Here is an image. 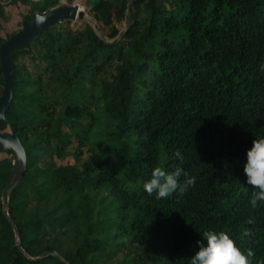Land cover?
Returning <instances> with one entry per match:
<instances>
[{"label": "trees", "instance_id": "obj_1", "mask_svg": "<svg viewBox=\"0 0 264 264\" xmlns=\"http://www.w3.org/2000/svg\"><path fill=\"white\" fill-rule=\"evenodd\" d=\"M12 2L28 6V21L61 5ZM85 6L101 31L67 18L13 55L0 128L21 138L27 168L8 194L15 230L3 211L13 165L0 157V264H190L206 230L264 262V201L251 207L243 172L245 150L264 136V0ZM156 165L195 179L182 174L157 199L143 188Z\"/></svg>", "mask_w": 264, "mask_h": 264}, {"label": "clouds", "instance_id": "obj_2", "mask_svg": "<svg viewBox=\"0 0 264 264\" xmlns=\"http://www.w3.org/2000/svg\"><path fill=\"white\" fill-rule=\"evenodd\" d=\"M38 20H43V17H38ZM176 156H181L179 151L176 152ZM243 172L246 182L253 186L249 204L255 208L258 201H264V136L254 138L245 150ZM182 174L186 178V185L193 183L195 178L189 177L182 168L169 170L156 165L151 169L143 188L149 195L155 194L157 199L169 197L182 186L179 181ZM202 237L197 241L198 247L191 256L190 264H249L248 257L252 255L251 250L247 253L242 251L229 233L206 230L202 233Z\"/></svg>", "mask_w": 264, "mask_h": 264}, {"label": "water", "instance_id": "obj_3", "mask_svg": "<svg viewBox=\"0 0 264 264\" xmlns=\"http://www.w3.org/2000/svg\"><path fill=\"white\" fill-rule=\"evenodd\" d=\"M38 17H43V20H38ZM76 17H84V10L80 9L77 3L71 5L61 4L48 11L37 12L33 20L28 21L27 19H23L22 28L1 43L0 74L3 75V81L1 82L2 89L0 94V122L2 119H6L7 111L15 95L16 64L13 57L14 52L16 50L29 48L35 36L40 31L47 30L54 23L62 22L67 18L74 19ZM94 27L97 29L98 25ZM5 149H13L15 160L9 180L3 190V211L12 221L16 230L14 220L10 217L8 211V194L11 187H13L24 175L27 168V153L21 138L16 133H5L0 131V151ZM17 238L19 239L18 232ZM48 253L49 252L46 254ZM62 260L65 261L64 258H62Z\"/></svg>", "mask_w": 264, "mask_h": 264}, {"label": "rangeland", "instance_id": "obj_4", "mask_svg": "<svg viewBox=\"0 0 264 264\" xmlns=\"http://www.w3.org/2000/svg\"><path fill=\"white\" fill-rule=\"evenodd\" d=\"M85 1L86 0H75L73 2V4L77 3L80 6V9L84 10V17L83 18L76 17V18L72 19V22L70 23V25L73 28L81 27L84 24V22H89L93 26L99 25V23L89 13L88 8L85 6ZM64 2H65V0H61V4H63ZM6 10H7V13L9 14V18L10 19L3 26V34L5 36H11L12 33L15 32L17 29L18 30L21 29V27H22L21 24H22V20H23L22 14L27 13L28 6H25L22 3H20V2L13 3L12 0H7V2H6ZM119 27L123 31L125 29V23L124 22H120L119 23ZM97 29H98V31H101L99 26H98ZM26 60H28V57H26ZM1 88H2V86L0 87V89ZM0 130H2L3 132L7 131V132L11 133L12 132V127L9 125V126H6L5 128H0ZM0 157L3 160L10 161L11 164L13 165V162L15 160V153L14 152L11 153V152H8V151H0ZM61 162L64 163V164H67V163H71L72 164V163L76 162V158H74L72 156H69V157L63 159Z\"/></svg>", "mask_w": 264, "mask_h": 264}, {"label": "bare ground", "instance_id": "obj_5", "mask_svg": "<svg viewBox=\"0 0 264 264\" xmlns=\"http://www.w3.org/2000/svg\"><path fill=\"white\" fill-rule=\"evenodd\" d=\"M79 3V2H78ZM86 16V15H85ZM89 17V16H88Z\"/></svg>", "mask_w": 264, "mask_h": 264}]
</instances>
